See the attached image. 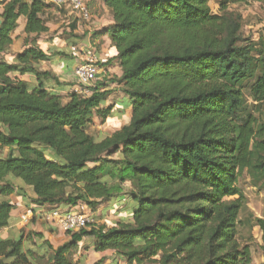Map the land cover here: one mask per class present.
<instances>
[{
  "label": "trees",
  "instance_id": "1",
  "mask_svg": "<svg viewBox=\"0 0 264 264\" xmlns=\"http://www.w3.org/2000/svg\"><path fill=\"white\" fill-rule=\"evenodd\" d=\"M211 1L105 0L113 17L107 34L123 71L119 83L132 107L127 125L99 141L89 128L113 112L102 86L65 97L49 90L37 69L52 57L36 41L49 32L51 6L5 5L0 235L19 206L15 197L34 212L80 203L95 208L119 195L137 206L131 222L68 234L59 248L24 229L0 236V264H74L86 238L95 240L96 252L114 251L127 264H253L251 247L239 241L247 198L238 184L246 173L254 187L264 185V60L257 45H239L242 17L227 13L231 1H223L221 14ZM21 18L35 40L10 64L4 56ZM17 75H35L39 85ZM255 223L264 231L263 219Z\"/></svg>",
  "mask_w": 264,
  "mask_h": 264
},
{
  "label": "crops",
  "instance_id": "2",
  "mask_svg": "<svg viewBox=\"0 0 264 264\" xmlns=\"http://www.w3.org/2000/svg\"><path fill=\"white\" fill-rule=\"evenodd\" d=\"M86 3L93 16L91 25L84 24V22L72 16L68 11L48 4L51 7L45 11V18L48 20L47 25L49 28L47 34L53 32L51 30L54 28L55 30L63 28V31L50 37L43 38L41 36L42 38L39 37L41 39L38 38L37 46L52 57L50 61L42 62L37 69L40 73L46 74V76H42V81L49 90L66 97L78 89V83L75 78V70L78 66L88 57L96 58L100 72L97 81L91 89L102 86L100 91L108 93L105 107H112L113 112L105 123L99 117L94 119V123L100 125L101 129L107 132V134L100 133L102 136L112 135L127 125L131 118V108L125 109V107L120 105L122 103L121 100L125 97L124 86L119 83L123 79V71L116 59L117 51L111 46V40L109 34H107L109 27L113 24L112 14L106 6L105 0H86ZM2 12L3 8L0 9V15ZM21 23L25 30L26 19H20L19 28ZM65 32L71 34L69 39L65 40L64 37H60ZM25 37H30L32 41L35 40L33 39L35 36H27L25 34ZM13 38L14 44L11 53L4 56L5 61L10 64L15 63L18 54L32 46L31 41L30 44L23 48L17 47L15 37L13 36ZM73 47L81 48L84 50V54L74 53L72 51ZM17 77L27 82L31 87L39 85V80L35 75H17ZM129 187L130 185L127 184L126 188L129 189ZM120 197L125 198L122 200L124 206L122 204L119 205V201H115V199ZM127 200V196L119 195L110 202L100 204L94 213L97 218V225L112 227L117 223L131 222L133 213L129 211L130 207ZM14 202L19 205L12 212V215L15 214V222H11L10 227L1 233L0 236L3 239L10 236H19L20 231L24 229L22 226L28 223L24 224L21 222V217L27 211L25 202L18 197L14 198ZM119 208L121 211L117 212ZM30 221H32V225L24 230L28 234L30 232L42 233L45 239L50 241L55 248H59L71 240L70 235L46 223L40 213L35 218L30 219ZM36 242L40 244L38 240ZM123 260L114 251L96 252L95 240L89 238L84 239L80 243L79 249L73 257L74 264H124Z\"/></svg>",
  "mask_w": 264,
  "mask_h": 264
},
{
  "label": "rangeland",
  "instance_id": "3",
  "mask_svg": "<svg viewBox=\"0 0 264 264\" xmlns=\"http://www.w3.org/2000/svg\"><path fill=\"white\" fill-rule=\"evenodd\" d=\"M223 1H231L228 4L227 13H233L235 15H239L242 17V28L240 31V37L242 41L239 45H248L255 44L259 48L261 52H257L256 55L260 57V59L264 60V4L258 0H244L242 2H232L233 0H212L210 2V8L214 14H221V4ZM86 25H91V23H84ZM49 34L42 36L50 37L51 35H56L58 32L63 31V28H58L57 30L52 29ZM71 34L69 32H65L60 35V37H64V39H69ZM15 44L17 47L23 48L24 46L30 44L32 39L30 37H25L23 24H20V28L14 35ZM41 37V38H42ZM39 38V39H41ZM35 39V38H33ZM38 38L36 41L38 42ZM261 69L264 68V62L260 64ZM112 93V92H110ZM121 106L125 107V109L131 108V100L130 96L125 94L124 99L121 100ZM251 102V101H249ZM89 133L93 135L96 141H99L102 135L100 133H105L100 125L93 124L89 128ZM1 156L5 155V151L0 152ZM20 184H23L22 181H19ZM238 186L243 191L247 198V209L241 215V220L243 224L239 227V241L242 245H249L253 252V264H264V231L256 225L255 221L257 219L264 220V185H259L258 187H254V184L249 177L248 174H244L239 181ZM27 194L32 195L31 191L27 189ZM124 197H120L115 199V201H119V205L123 203ZM130 213H133L134 208L137 206V203L129 199L127 200ZM27 203L30 204V200L27 199ZM98 207V206H97ZM97 207L91 208L93 214L97 211ZM27 209H30L26 206ZM123 208V207H122ZM125 208V207H124ZM120 208L117 212H120ZM95 219L97 220L95 214ZM11 222H15V214L12 215ZM32 225V221L28 222L24 226V229L28 226ZM28 233L26 232V236ZM124 264H127L125 260H123Z\"/></svg>",
  "mask_w": 264,
  "mask_h": 264
},
{
  "label": "built area",
  "instance_id": "4",
  "mask_svg": "<svg viewBox=\"0 0 264 264\" xmlns=\"http://www.w3.org/2000/svg\"><path fill=\"white\" fill-rule=\"evenodd\" d=\"M10 0H0V9L4 8ZM46 4H51L61 10L68 11L72 16L77 17L84 23H91L93 16L86 3V0H41ZM72 51L83 55L84 50L79 47H73ZM100 72L99 64L94 57H88L75 70V78L78 83V89L74 93L88 95L89 89L97 81ZM43 220L49 225L63 231L66 234H74L81 230L88 229L97 224L91 207L86 204H78L71 210L53 209L50 211L39 212ZM39 213L32 209H27L21 217L22 223H27L35 218Z\"/></svg>",
  "mask_w": 264,
  "mask_h": 264
},
{
  "label": "water",
  "instance_id": "5",
  "mask_svg": "<svg viewBox=\"0 0 264 264\" xmlns=\"http://www.w3.org/2000/svg\"><path fill=\"white\" fill-rule=\"evenodd\" d=\"M1 26H2V21L0 20V28H1Z\"/></svg>",
  "mask_w": 264,
  "mask_h": 264
}]
</instances>
